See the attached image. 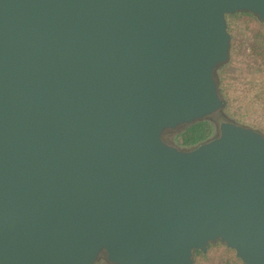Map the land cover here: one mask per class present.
<instances>
[{"label":"water","instance_id":"95a60500","mask_svg":"<svg viewBox=\"0 0 264 264\" xmlns=\"http://www.w3.org/2000/svg\"><path fill=\"white\" fill-rule=\"evenodd\" d=\"M264 0H0V264H264V135L222 121L228 16Z\"/></svg>","mask_w":264,"mask_h":264},{"label":"trees","instance_id":"16d2710c","mask_svg":"<svg viewBox=\"0 0 264 264\" xmlns=\"http://www.w3.org/2000/svg\"><path fill=\"white\" fill-rule=\"evenodd\" d=\"M256 23L264 26V22L250 13L243 12L228 16L229 31L232 35L230 57L226 64L218 67L216 79L225 102L222 114L226 119L220 122L230 121L252 127L264 135V119H262L264 118V35H262L264 30L256 31ZM237 62L242 67L241 71L235 72L232 70V65ZM233 95H237V102L233 100ZM236 104L238 109L232 111V106ZM220 122L216 124L212 118H207L184 126L176 133V146L183 150H190L211 140L216 136ZM168 132H165L164 138L170 134ZM218 245L220 244H210L208 252ZM199 255L203 257L206 255L201 252L195 253L196 264H203V261H197ZM97 264L110 263L107 260L102 261L100 256ZM217 264L244 263L234 254L226 256L225 259L221 258Z\"/></svg>","mask_w":264,"mask_h":264},{"label":"rangeland","instance_id":"374dc122","mask_svg":"<svg viewBox=\"0 0 264 264\" xmlns=\"http://www.w3.org/2000/svg\"><path fill=\"white\" fill-rule=\"evenodd\" d=\"M255 27H256V31H258V32L264 30V26L259 25L258 23L255 24ZM262 35H264V32H263ZM241 67H242L241 64H239L237 62L234 65H232V70L235 71V72L237 70L241 71V69H240ZM247 78H249V77H247ZM239 84H241V82H239ZM233 100L235 102L238 101L237 95H233ZM237 107H238V104L233 105L232 106V111L237 110L238 109ZM211 118L216 124L219 123L221 120L226 119L225 116L222 113L214 115ZM262 119H264V118L262 117ZM216 131L218 132V127H217ZM217 132H216V134H217ZM176 133H170L165 138L168 143H170V144H172L174 146H176ZM227 249L222 244H220L215 249H213V250H211L209 252L207 251V253L205 254L206 255L205 257H203L201 255L197 256V261L198 262H202L203 261V264H212V263L217 264L220 261L221 258L225 259L226 256L229 257V256H233L235 254V253H233V251L231 252V251H229ZM101 259H102V261H105L106 260V255L103 254L101 256Z\"/></svg>","mask_w":264,"mask_h":264},{"label":"flooded vegetation","instance_id":"af4514ba","mask_svg":"<svg viewBox=\"0 0 264 264\" xmlns=\"http://www.w3.org/2000/svg\"><path fill=\"white\" fill-rule=\"evenodd\" d=\"M182 128H184V126H182V127H179V128H177L176 130H172V131H169L168 133H173V132H177L178 130H180V129H182ZM218 133V132H217Z\"/></svg>","mask_w":264,"mask_h":264}]
</instances>
